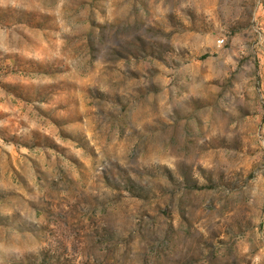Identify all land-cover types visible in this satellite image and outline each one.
Returning a JSON list of instances; mask_svg holds the SVG:
<instances>
[{
  "label": "rangeland",
  "instance_id": "374dc122",
  "mask_svg": "<svg viewBox=\"0 0 264 264\" xmlns=\"http://www.w3.org/2000/svg\"><path fill=\"white\" fill-rule=\"evenodd\" d=\"M0 264H264V0H0Z\"/></svg>",
  "mask_w": 264,
  "mask_h": 264
}]
</instances>
